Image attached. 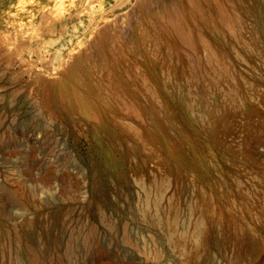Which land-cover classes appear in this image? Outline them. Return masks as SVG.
I'll return each mask as SVG.
<instances>
[{"label": "rangeland", "instance_id": "rangeland-1", "mask_svg": "<svg viewBox=\"0 0 264 264\" xmlns=\"http://www.w3.org/2000/svg\"><path fill=\"white\" fill-rule=\"evenodd\" d=\"M190 1L0 0V219L30 225L28 202L40 206L42 215L43 227L35 222L26 228L33 239L21 243L24 264H264V250L252 252L247 241L216 231L217 224L214 231L205 224L202 234L194 232V188L179 193L169 180L159 195L153 192L158 213L145 207V216L142 187L149 186L136 175L157 172L153 149L141 146L146 165L140 159L107 170L108 156L94 140L95 111L71 114L53 104L59 88L74 94L81 89L93 106L123 111L126 88L147 87L141 65H158L162 57L167 68L195 82L197 58L209 57L208 33L183 9ZM14 87L18 96L9 102L5 94ZM255 99L264 109V90ZM39 123L49 125L47 135H33L31 126ZM215 137L220 141L224 134L219 130ZM249 157L264 164L263 146ZM241 163L238 154L228 156V166ZM241 171L253 184L231 199L223 227H264V170L246 165ZM7 240L8 253L13 244Z\"/></svg>", "mask_w": 264, "mask_h": 264}, {"label": "bare ground", "instance_id": "bare-ground-1", "mask_svg": "<svg viewBox=\"0 0 264 264\" xmlns=\"http://www.w3.org/2000/svg\"><path fill=\"white\" fill-rule=\"evenodd\" d=\"M189 5L183 9H187L192 18L197 17V20L193 19L194 24L204 34L208 33L209 57L207 60L197 58L199 77L195 82L176 69L167 68L166 59L162 57L158 65L157 62L150 65L141 62L142 67L145 65L147 87L136 85L137 88H126L128 101L123 111L95 107L87 91L83 93L78 89L74 94V87L73 94L59 88L53 104H56L55 108L61 107L71 114L90 107L95 111L92 121L96 132L94 140L102 145L103 154L108 156L105 162L107 170L115 164L124 166L140 159L146 165L149 160H143L141 146L144 143V147L147 145L153 149L152 157L156 154L159 160L157 172L136 175L144 177L149 186L142 187L140 206L145 216H149L145 207L158 213L153 192L159 195L166 183L172 180L179 193L189 188L196 189L198 206L195 211L194 208L189 210L199 215L194 227L196 234H202L205 224L212 226L213 231L217 224L214 226L216 231L227 233L236 241H247L252 252L261 251L264 250V227L260 223L226 229L223 223L231 217V199L249 191L253 184V177L242 172L241 168L247 165L264 170V164L249 157L250 151L259 145L264 149V109L255 106V95L264 90V78L260 76L264 67L261 61L264 55V0H191ZM37 56L40 58L42 55L37 53ZM241 65L246 68L243 72L239 70ZM18 91L16 87L9 89L5 94L6 100L12 102ZM42 124L31 126L33 135H47L49 125ZM219 130L224 137L217 141L215 135ZM235 138H238L236 144L229 146L227 141ZM219 147L222 152L218 151ZM111 153L118 158H109ZM233 153L238 154L244 163L228 166V156ZM96 186L92 184V188ZM27 206L34 219L30 225L26 222L21 227L10 226L0 219V264H24L21 243L33 239L29 228L35 222L38 228L43 227L41 207L31 202ZM61 216L60 210L57 211L56 217ZM8 237L13 249L7 253L9 248H5V244ZM206 261L207 258L201 263Z\"/></svg>", "mask_w": 264, "mask_h": 264}]
</instances>
